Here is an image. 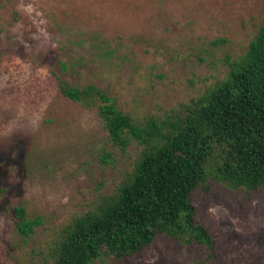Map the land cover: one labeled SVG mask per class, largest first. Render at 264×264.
Returning a JSON list of instances; mask_svg holds the SVG:
<instances>
[{
    "label": "rangeland",
    "instance_id": "374dc122",
    "mask_svg": "<svg viewBox=\"0 0 264 264\" xmlns=\"http://www.w3.org/2000/svg\"><path fill=\"white\" fill-rule=\"evenodd\" d=\"M0 4V264H47L65 228L117 193L143 148L113 146L97 107L65 97L61 82L99 86L136 124L181 114L226 78L264 22V0ZM19 205L44 218L30 238L16 230ZM192 205L213 255L159 233L125 257L104 248L94 264H264V188L210 178Z\"/></svg>",
    "mask_w": 264,
    "mask_h": 264
},
{
    "label": "trees",
    "instance_id": "16d2710c",
    "mask_svg": "<svg viewBox=\"0 0 264 264\" xmlns=\"http://www.w3.org/2000/svg\"><path fill=\"white\" fill-rule=\"evenodd\" d=\"M228 65L226 78L181 114L143 124L99 86L61 82L65 97L97 107L113 146L126 151L136 142L143 148L117 193L65 228L47 264H94L104 248L125 257L141 252L159 233L215 253L211 233L196 221L193 193L210 178L232 189L264 188V22L246 54ZM110 157L106 153L103 161ZM13 221L25 238L44 224L23 205L15 208Z\"/></svg>",
    "mask_w": 264,
    "mask_h": 264
}]
</instances>
